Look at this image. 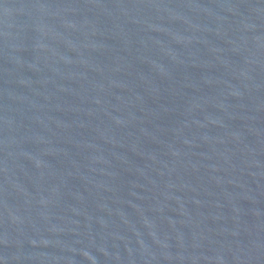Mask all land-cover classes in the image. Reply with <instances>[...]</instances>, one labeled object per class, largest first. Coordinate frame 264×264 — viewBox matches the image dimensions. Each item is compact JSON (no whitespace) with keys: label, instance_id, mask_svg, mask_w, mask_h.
Masks as SVG:
<instances>
[{"label":"water","instance_id":"obj_1","mask_svg":"<svg viewBox=\"0 0 264 264\" xmlns=\"http://www.w3.org/2000/svg\"><path fill=\"white\" fill-rule=\"evenodd\" d=\"M0 264H264V0H0Z\"/></svg>","mask_w":264,"mask_h":264}]
</instances>
